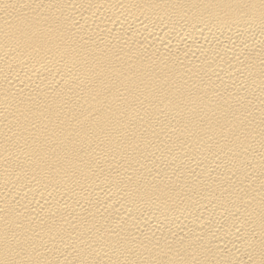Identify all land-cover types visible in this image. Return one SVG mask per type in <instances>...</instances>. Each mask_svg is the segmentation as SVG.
I'll return each instance as SVG.
<instances>
[{"label":"bare ground","instance_id":"bare-ground-1","mask_svg":"<svg viewBox=\"0 0 264 264\" xmlns=\"http://www.w3.org/2000/svg\"><path fill=\"white\" fill-rule=\"evenodd\" d=\"M0 264H264V0H0Z\"/></svg>","mask_w":264,"mask_h":264}]
</instances>
